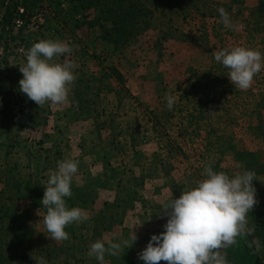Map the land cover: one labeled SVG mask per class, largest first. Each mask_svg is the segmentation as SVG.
Here are the masks:
<instances>
[{
  "label": "rangeland",
  "instance_id": "rangeland-1",
  "mask_svg": "<svg viewBox=\"0 0 264 264\" xmlns=\"http://www.w3.org/2000/svg\"><path fill=\"white\" fill-rule=\"evenodd\" d=\"M221 1L231 2V7L226 5L225 9L232 21L240 25L238 31L224 27L217 11L220 7L215 8L212 0L200 6V10L205 11L203 17H189L186 20L182 18L181 12L166 5L164 10L160 7L154 8L149 29L123 46L120 52L111 55L108 53L109 45L96 37L99 27L89 25L92 16L88 15L92 9L64 10L57 0L48 2L49 20L41 25L40 32L33 35L24 33L21 36H17L16 32H6V44L0 36V60L4 59L0 67L5 68L3 72L7 67L12 73L20 75L22 73L19 65L26 63L24 53L39 40H62L73 47L70 56L58 57L57 60L63 62L67 58L75 63L77 78L82 77L83 81L79 84L75 81L72 89L79 87L84 92H89V104L85 106L91 112H82L83 107H72L70 100L64 105L46 103L40 113L47 114L46 123L50 125L43 127L38 133L28 130V136L23 132L21 140L16 137L17 130L12 128L5 139H12L11 143L16 141L13 145L15 149H21L22 146L25 150L26 147L38 144L36 137L43 136L46 141L41 148L45 152L57 154L70 151L68 156L78 154L79 171L82 174L78 171L73 184L85 186L84 193L93 184L100 186L101 191L105 189V185L111 189V183L108 184L104 178L100 179L101 176L100 180H96V177L94 179L93 175L96 174L91 172L97 170H88L89 157L79 155L77 146L80 145L76 146L73 142L68 148L58 143L60 137L73 136L81 141L80 137L84 134L85 153L93 151L100 155L101 151L115 153L129 150L123 161L129 165L126 172L135 171L138 174L144 169L155 176L147 177L143 190L138 189L136 196H142L140 199L143 200L136 210L139 222L131 214L127 218L129 226L125 227L131 235L136 233L141 247L144 243L148 244L153 234L165 230L168 217L163 214L161 205L167 195H172L167 173L175 181L184 182L186 167L190 164L198 165V160L209 154L204 150L207 141L211 140L215 147L223 150V159L218 170L226 172L230 177L239 172L237 162L232 158L234 149H252L264 162V143L249 129L253 124L249 123L251 120L258 119L260 115L264 117V104L258 107L261 91H264V70L255 76L249 89L242 91L235 88L226 75L228 70L214 59L215 51L232 46H245L264 53V14H259L255 7L258 0ZM77 13L81 15L76 17ZM77 18L83 19L85 23L75 31L69 27L64 28L60 23L63 20L73 23ZM2 27L0 23V34ZM29 29L34 28L30 26ZM109 64L122 73V84L114 78H104L103 82L97 79L101 65ZM86 83L88 87L84 86ZM108 83L112 85L111 90L106 86ZM1 84L0 79V87ZM165 93H171L176 99L171 111L167 108ZM71 97L70 94L69 99ZM96 112L100 114L97 115ZM64 123L72 124H67L64 128ZM53 125H60L64 129L56 131L55 128L53 132ZM100 129L104 130L103 133ZM128 136L136 138V149L132 147L131 151L128 146L119 143L121 139L124 143L123 139ZM54 137L56 142L53 141ZM100 137H104L105 141ZM115 139H118V143ZM173 141L181 146V150L167 153V147ZM92 142L95 150L90 147ZM154 150L158 154L148 160ZM58 161L60 158L54 159L56 165ZM113 161L121 171V160L113 158ZM51 171L53 170L45 171L43 176L48 178ZM257 183L264 188V174L258 177ZM40 230V227L36 232L31 230L27 236ZM108 230L110 231L104 232L105 237L111 240H128V237L118 238V226L112 225ZM21 249H26L24 243ZM78 258L81 259L80 256ZM118 258L120 255H106L105 264H120ZM84 259L90 260L91 257ZM129 259L125 258L124 263H128ZM160 264L165 262L161 261Z\"/></svg>",
  "mask_w": 264,
  "mask_h": 264
},
{
  "label": "clouds",
  "instance_id": "clouds-1",
  "mask_svg": "<svg viewBox=\"0 0 264 264\" xmlns=\"http://www.w3.org/2000/svg\"><path fill=\"white\" fill-rule=\"evenodd\" d=\"M220 21L226 29L238 31L240 25L232 21L224 7L217 9ZM73 47L62 40L41 39L25 53L26 63L19 65L22 78L19 91L40 107L46 103L64 105L69 102L72 85L77 79L76 65L65 58ZM214 59L226 68L230 82L239 90L249 89L254 78L264 70V53L245 46H232L214 52ZM168 110L176 103L171 93H165ZM79 170V161L65 158L57 162L47 181L42 208L45 233L55 242L68 240L66 228L73 223L90 219L87 211L80 207H69L66 198L73 195L72 184ZM203 179L194 187L181 192L178 198L162 205L167 215L165 230L153 234L147 246L138 254L145 264H231L226 250L243 240L254 254L260 253L264 245L255 235V225H250L249 213L257 205V189L254 170L237 172L229 176L224 171H214L209 164L204 167ZM251 237V239H249ZM137 240L97 239L88 249L87 256L95 257L105 264V256H118L126 247L131 248ZM36 264H48L44 257L30 253Z\"/></svg>",
  "mask_w": 264,
  "mask_h": 264
},
{
  "label": "trees",
  "instance_id": "trees-1",
  "mask_svg": "<svg viewBox=\"0 0 264 264\" xmlns=\"http://www.w3.org/2000/svg\"><path fill=\"white\" fill-rule=\"evenodd\" d=\"M205 3H208V0H69L67 10L93 8L94 14L89 21V25H97L99 27V33L96 37L109 45L108 53L111 55L120 52L123 46L150 28L154 8L160 7L161 10H164L163 8L169 5L170 9L181 12L182 18L186 20L189 17H203L205 11L200 10V6ZM212 3H214L215 8H225L226 5L231 7L232 5L231 2L227 3L221 0H212ZM0 5H2L0 23L3 26L0 36L4 38L5 44L7 41L6 32L9 34L16 32L17 36H21L24 33L33 35L40 32L39 28H41V25L49 20L47 17L36 28L29 29L30 18L42 8V0H0ZM18 5L23 6V13H18ZM179 6L181 9H178ZM255 7H257L259 14H264L263 0H258ZM17 16L23 19L19 26H16L14 22ZM60 23L64 28L67 29L69 27L70 30L75 31L85 21L77 18L73 23L64 20ZM3 60H0V64ZM4 69L0 67V79L2 80L0 87V146H2L0 149V264H36L31 255L20 251V246L23 237L31 227V206L38 205L42 197V191L38 181L31 183V179L26 178V176H30V172L24 173L20 168L22 166L20 162L18 164L17 161L11 159L9 161L7 159L8 152L16 141L11 143L10 140L12 139L9 138V141H7L5 138L12 128L17 130L46 123L47 114L40 113L43 108L29 100L25 94L19 91V80L22 75L12 73L7 67L5 72H3ZM104 78H114L121 84L124 82L122 73L112 64L101 65L100 75L97 79L103 82ZM82 81V77L76 79L77 84ZM110 84L106 85L109 90L112 88ZM191 85L193 86V83ZM84 86L88 87L89 85L86 83ZM88 93V91L84 92L83 89L75 87L71 91V96L78 108L83 107L82 112L89 113L91 109L85 106L89 104ZM263 94L264 91H261L258 107L264 104ZM199 110H201V113L202 108L200 107ZM99 114L97 113V115ZM251 121L249 123L253 124L249 126L250 131L264 143V117L260 115L258 119ZM16 137L14 136V138ZM168 146L167 153L177 149L181 150V146L175 141ZM204 150L206 153L209 152L210 157L209 154L205 155V157L202 156L198 160V165L190 164L189 167H186L184 170L186 177L184 182L179 183L169 175L168 181L172 195L163 204L170 202L171 199L178 198L182 191L194 187L197 181L203 179L204 177L201 173L206 165L210 164L214 171L219 172L218 168L223 159V150L215 147L211 140L206 142ZM232 158L237 162L239 172L254 170L257 174V179L253 181V184L257 189L258 203L249 213V222L250 225H255V235L260 238L261 244L264 245V188L259 187L257 183L258 177L264 174V162L249 148L234 149ZM145 177L143 171L138 174L132 172L125 178L121 177L118 185L124 186V190L127 187L130 188L131 185L141 187L144 184ZM137 191L136 188H132L131 191L126 192L124 202L127 206H132L129 205L131 204L130 201L138 199L136 195L139 192ZM71 226L74 225L72 224ZM70 228L73 232V227ZM53 250L55 249L39 248L36 251V256L49 259L53 256ZM226 254L231 264H264V247H262L260 253L254 254L253 250L249 249L243 240H240L238 245L228 248Z\"/></svg>",
  "mask_w": 264,
  "mask_h": 264
},
{
  "label": "crops",
  "instance_id": "crops-1",
  "mask_svg": "<svg viewBox=\"0 0 264 264\" xmlns=\"http://www.w3.org/2000/svg\"><path fill=\"white\" fill-rule=\"evenodd\" d=\"M89 9H92V11H90V14L88 13L89 14L88 17L93 16L94 14L93 8H89ZM69 100H70V104L72 105V107L78 108L75 102L72 100V97ZM64 124H65L64 128H66L67 124L70 125L72 123H64ZM47 125H50V123H44V124H40L34 127L17 129V132L19 134L17 138L20 139L21 138L20 136L23 132L26 134L25 136H28V134H30L28 132L26 133V131L28 130L38 133L39 131H42L43 127ZM59 126H54V128L52 127V131L54 132L55 130L53 129L55 128H56V131H60L64 129L63 127H59ZM100 131H102L103 133L104 130L100 129ZM84 137H85L84 134L80 137L81 141L78 140V137H73V136L65 137V138L60 137V139H58L57 141L58 143H62L68 146V148L69 146H71L73 142L75 143L76 146L80 145V146H77L80 152L79 155H81L82 157H89L88 158V163H89L88 170L92 171L95 168L97 170L95 172L94 171L91 172L93 174H96V175H93L94 179L95 177L97 178L96 180H100V179L103 180L104 178L106 182L108 181V184L109 182L111 183L110 187L112 188L109 189V186L105 185L104 186L105 189L101 191L100 186L96 187L97 184H93L92 188H89V191L84 193L85 186L83 185L81 186L80 184L79 185L72 184L73 195L71 197L66 198V203L68 204L69 207H80L84 209L85 211H87L90 219L83 223H79V224L73 223L74 226L69 225L66 228V231L69 233L70 238L68 240L60 241V242L53 241L44 232L45 228L41 220L42 219L41 216L44 215L45 209L42 208L41 200L43 198L44 191L46 188L45 184L47 183L48 181L47 179H49V177L48 178L44 177L43 174L45 171H48V170L49 171L56 170L57 165L56 163H54V159L60 158V160H62L65 158H74L79 161L80 157L78 156V154H75V153L68 156V154H70L69 153L70 151H66V152L62 151V152L57 153L58 155L52 154L50 152H45L41 148V146H43L46 141L45 137L43 136L36 137L38 141L37 145H34V146L31 145L29 146V148L26 147L25 150L23 149L22 146H21V149L20 148L15 149V147L12 146L11 150H9L8 152L9 155L7 159L9 161L10 159L17 161L18 164L20 162L22 164V166H20L22 171L24 173L30 172V176L28 175V177L26 176V178H30L31 183L38 181L39 186L42 191V197L40 201L38 202V205L34 207L31 206V214H30L31 227L28 232H30L31 230L33 232H36V229L39 227L41 228V230L38 231V233L36 234L34 233L31 236H27L28 235L27 233L23 237L21 246H20V249H21L24 243V247L26 249L25 250L21 249L20 251L27 255H30V253L34 252V255H36V251H38L39 248H53L55 249L53 250L54 251L53 256L49 259H46L48 261V264H86V262H88V264H96L97 260L95 259V257H91L90 260L84 259V257L88 258L87 252H88L89 246L93 243L92 242L93 240H97V239L110 240V238L105 237L104 232L110 231L108 230V228L110 229L112 225L113 227L116 225L119 227V232H120L118 234V238L125 239L126 237H128V240L130 241L132 235L125 228L126 226H129L127 222V218L129 215L134 214L136 217L135 221L139 222L136 210H137V205L141 203V201H143L142 199H140L142 196L138 197V199H134L130 201L131 204L129 205H132V206H127L124 200L126 199V192L131 191L132 188H136L137 190L138 189L143 190L145 181H144L143 186L141 187L131 185L130 188L127 187L125 190H124V186L118 185V181L119 179H121V177L125 178L128 175H130V173L132 172L135 173V171H130L127 173L126 171L129 169V165L123 162L129 150L115 152V153H112L111 151H101L100 155H97L98 153L93 152V151L85 153L84 150H85L86 145H85ZM55 138L56 137L53 138V141H55ZM100 138L102 139L103 142L105 141L104 137H100ZM125 138L126 139H123L124 143L121 142L122 139L121 140L119 139L120 140L119 143H121L122 146L123 145L125 147L128 146L130 151L132 147L133 149H136V138L131 137V136H128ZM115 140L117 141L116 143H118V139H115ZM107 142H108V139L106 140V143ZM93 145H94V142H92V145H90L92 149H93L92 147ZM1 147L2 146H0V149ZM5 147L7 148V145ZM93 150H95V148ZM133 153L136 154L137 152L133 151ZM113 154H116L117 156L113 157L114 156ZM156 154H158L156 150L152 151L148 160H152L153 156L155 158ZM55 155H57V157H55ZM113 158H118L121 160L120 161V163H122L120 167L121 171L119 167H117L116 164H114ZM149 163H151V161H149ZM141 171H143L144 175L146 176L145 180L149 176L155 177L148 170L145 171L144 169H141ZM79 172L80 174H82L81 171ZM91 173L87 171V174L91 175ZM168 177H169V174L167 173L166 175L167 180H168ZM170 191H171V187H170ZM169 197L170 195H167L166 198H164V200H167ZM142 204L144 205L145 203L142 202ZM38 210L40 211L41 216L38 215ZM35 223L37 226L35 225ZM70 227H73L74 229L73 232ZM137 240L135 241V243L133 244L131 248L127 249L125 247L124 250L119 254L120 258H118V260L120 261V264H144V261L138 258V254L147 246V244L144 243V246L141 247V241L139 240L137 241ZM76 243L77 244L84 243V244L79 246ZM78 256H80L81 259H79ZM125 258H130L129 261H127L128 263H124L126 262Z\"/></svg>",
  "mask_w": 264,
  "mask_h": 264
},
{
  "label": "built area",
  "instance_id": "built-area-1",
  "mask_svg": "<svg viewBox=\"0 0 264 264\" xmlns=\"http://www.w3.org/2000/svg\"><path fill=\"white\" fill-rule=\"evenodd\" d=\"M50 1L51 0H42V2H43L42 8H40L38 10V12L36 14L32 15L31 18H30L29 26H31V28H36V26L39 23L44 22L45 19L50 16L49 15L50 14V10H48V8H49L48 2H50ZM57 1H58L59 6L62 9H64V10L68 9V0H57ZM17 8H18V13H23L24 12L23 6L18 5ZM80 15H81L80 13H77L76 17H79ZM22 21H23V19L20 16H17L14 19V22L16 23V26H19L22 23Z\"/></svg>",
  "mask_w": 264,
  "mask_h": 264
}]
</instances>
